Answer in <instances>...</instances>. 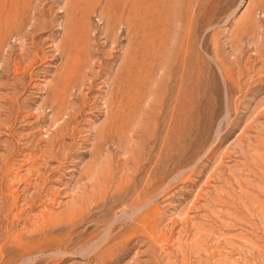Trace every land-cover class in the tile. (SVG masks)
Returning <instances> with one entry per match:
<instances>
[{
    "label": "rangeland",
    "instance_id": "374dc122",
    "mask_svg": "<svg viewBox=\"0 0 264 264\" xmlns=\"http://www.w3.org/2000/svg\"><path fill=\"white\" fill-rule=\"evenodd\" d=\"M0 264H264V0H0Z\"/></svg>",
    "mask_w": 264,
    "mask_h": 264
}]
</instances>
